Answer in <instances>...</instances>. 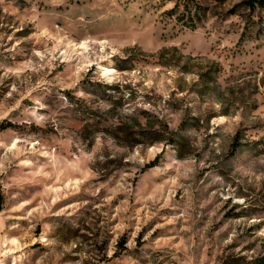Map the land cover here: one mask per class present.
I'll return each instance as SVG.
<instances>
[{"label": "rangeland", "instance_id": "obj_1", "mask_svg": "<svg viewBox=\"0 0 264 264\" xmlns=\"http://www.w3.org/2000/svg\"><path fill=\"white\" fill-rule=\"evenodd\" d=\"M0 0V264L264 263V5Z\"/></svg>", "mask_w": 264, "mask_h": 264}, {"label": "trees", "instance_id": "obj_2", "mask_svg": "<svg viewBox=\"0 0 264 264\" xmlns=\"http://www.w3.org/2000/svg\"><path fill=\"white\" fill-rule=\"evenodd\" d=\"M251 5H254L255 3H259L261 5H264V0H249L248 1ZM264 258H260L258 261H262ZM235 264H264V263H235Z\"/></svg>", "mask_w": 264, "mask_h": 264}]
</instances>
